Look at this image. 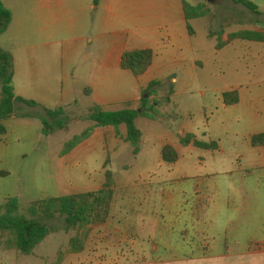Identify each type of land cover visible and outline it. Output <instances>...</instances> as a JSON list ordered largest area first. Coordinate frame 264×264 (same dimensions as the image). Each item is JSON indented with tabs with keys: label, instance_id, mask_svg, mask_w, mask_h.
<instances>
[{
	"label": "crops",
	"instance_id": "crops-1",
	"mask_svg": "<svg viewBox=\"0 0 264 264\" xmlns=\"http://www.w3.org/2000/svg\"><path fill=\"white\" fill-rule=\"evenodd\" d=\"M184 1L189 3L99 0L95 6L93 0H1L11 14L4 34L16 29L28 30L30 36L22 38L23 42L10 39L6 46L1 44L4 34L0 36V49L12 57L13 92L16 97L39 105L15 103V115L30 117L15 116L5 121L3 138L12 134L11 120H19L31 132L32 150L44 161L40 173L44 174L45 183L42 187L37 185L44 190L40 200L101 189L107 170L105 162L97 175L74 174V165L76 162L88 165L94 153L100 150L105 153L107 140L118 144L124 141L126 133L121 126L117 130L95 128L63 154L64 144L69 140L62 145L44 141L49 131L44 133L38 118L45 116L43 108L63 109L65 116L79 110L84 98L93 103L84 108L86 114L94 105L107 111L128 105L137 109L142 91L151 82L160 81L157 96L160 116L156 121L136 120L142 135L140 149L148 143L147 128L165 122L178 93L199 91L203 96L207 90L214 93L213 104L209 108L200 107L206 133L200 131V125H192L188 112L174 142L168 135L158 138L162 143L157 167L163 162L161 150L165 146L178 154L175 164L166 165L169 171L180 166L181 152L197 153V160L188 166L181 165L177 179L158 184L161 212L156 214L151 228L141 230L140 236L138 224L122 217L125 219L122 229L121 222L116 221L122 208L114 211L111 205L106 224L87 231L84 250L72 254L81 257L72 256L70 263L76 260L78 264H264V146L251 143L253 136L264 134V43L229 40L230 35L239 32L264 35V0H245L258 8V14L232 0H222L223 3L213 6L211 17L188 22ZM60 32L67 33L69 38L59 41ZM218 41L222 43L220 48ZM141 50H151L153 61L145 74L135 77L121 68V57L125 52ZM59 58L61 99L52 107L36 93L51 92V78L57 73L51 65H57ZM236 61L245 62L236 66ZM123 83L129 87L124 94ZM230 92L237 93L238 102L224 106L222 95ZM187 135L200 142H214L217 150L198 148L193 141L182 145L180 139ZM43 141L44 147L40 149ZM206 155L212 156L213 173L205 176L206 180L197 175L192 177L194 182L185 184L190 189L188 196L183 183L190 178L185 168L189 167L188 172H199ZM113 179L116 187L114 175ZM75 181L82 183L75 186ZM48 186L57 188L58 195L48 193ZM73 188L83 192H73ZM12 197L23 202L27 194L18 191ZM111 245L117 250H111Z\"/></svg>",
	"mask_w": 264,
	"mask_h": 264
},
{
	"label": "rangeland",
	"instance_id": "rangeland-1",
	"mask_svg": "<svg viewBox=\"0 0 264 264\" xmlns=\"http://www.w3.org/2000/svg\"><path fill=\"white\" fill-rule=\"evenodd\" d=\"M187 1L191 4L199 2L198 4L203 3L207 5L211 11V15L212 8H214L213 6L223 3L222 0H210V2H207V0ZM203 26H207L206 21L203 22ZM28 35V30L22 32L17 31L16 29H11L7 34H4V36L1 37V44L6 46V42L10 39H16L23 42L22 38L24 37L30 39V36ZM68 38L69 35L67 33H59V41ZM60 54L61 51L58 50L57 57H59ZM238 62H235L236 66L245 61ZM56 63L57 65L55 66L51 65V67H55L57 71L56 74L53 73L54 75H52L51 78V92L36 93L38 94L36 96H39L38 98H41V100H44L47 104L49 103L52 107H54L55 104H58L61 99V90L59 86L61 79L60 71L62 67L61 59L59 58ZM11 72L13 74L12 68ZM17 79L16 85H18ZM17 88L18 87L16 86V89ZM122 88L123 94L126 90H129L128 84L126 83H123ZM16 92L18 93V91ZM213 101L214 93L209 90L206 91L205 96L199 91L180 92L178 93V96L174 97V105L169 107V114L166 116L165 122L161 124H151L147 128L148 131L146 135L149 136L148 143L146 145L143 144L142 147L138 149L140 151L134 153V147L125 141L115 144L107 140L105 153H103L102 150H100L99 153H94V155L89 158L88 165H84V163L81 162L75 163L74 169L76 172H74V174L79 175L86 172L87 174L90 173L97 175L105 162V168L110 170L116 177L117 185L112 207L114 211L115 208H122L120 210L121 216H118L116 219V221L119 220L121 222L122 229L125 228V219L129 220V222L134 221L133 223L136 222L138 224V227L140 228V236L141 230L144 232V229L151 228L155 220L154 218H156V214H160L161 212V206L159 204L160 193L157 189L158 184H162L165 180L177 179L182 171V167L180 169L181 165L188 166L197 160V153L185 151L179 153L180 166H176L174 170L169 171L166 166L167 163L165 162H161V167H157L156 162L159 160V148L162 143L161 141H158V138L170 136V140L174 142L180 127L185 124V118L187 117L188 112H191L192 125H200V131L206 133V123H204L205 119L200 107L207 105L209 108L213 104ZM92 104L93 103L90 99L81 98V108L79 110L70 109L73 114L62 115L58 119H49L48 117H45L47 122L46 130L49 131V137L44 141L52 142L54 145H62L63 142L71 140L74 136L81 135L90 125L83 119L84 114H86L84 108ZM207 117H209L208 114ZM10 125L13 128L11 136L8 135V137L3 138V135L0 137V205L3 204L6 199L11 198L12 194H16L18 191L27 194V197L22 198V203L26 204L29 203L28 201L32 200L38 201L42 196L41 193L44 192L42 188L37 186L39 185L42 187L45 183L42 182L44 180V174L41 175L40 173L41 168L44 165L43 157L38 155V152L32 150L30 144L32 141V134L25 129V126H23L19 120H11ZM58 126L63 127L62 129H59ZM121 129L126 131L124 126H121ZM44 141L39 144L40 149L44 147ZM203 143L210 144V142ZM24 153H26L27 156L22 158L21 155ZM203 160L199 172H188L189 167L185 168L187 171L185 173L190 178L187 182L183 183L186 187V194H188V196L190 195V189L185 184L193 183L194 180L192 177L197 175L205 178V176H210L213 173L214 168L211 163L212 156H203ZM64 175H68L66 171L64 172ZM37 177L41 180L36 179ZM204 180H206V178ZM80 183L82 182H73L75 186ZM71 190H73V192H83L82 189L75 190L73 188ZM47 192L53 196L58 195L57 188L55 187L48 186ZM143 199H145L144 203H142ZM122 217L125 219L122 220ZM45 224L50 230L49 235L39 246H37L33 254L29 256H19L15 252L5 251L1 246H3L6 236L4 237L0 234V264H61V262L65 261L64 264H78L76 260H71L72 263H70L72 256L76 259V257H81V255H72L71 253H68V241L71 236H74L75 232H66L64 218L57 217L46 221ZM95 228L97 227H90L87 231H91V229L93 230ZM92 234L95 237L96 233L92 232ZM110 248L111 250H117V248L114 249L113 245H111ZM59 258L61 259L59 260Z\"/></svg>",
	"mask_w": 264,
	"mask_h": 264
},
{
	"label": "trees",
	"instance_id": "trees-1",
	"mask_svg": "<svg viewBox=\"0 0 264 264\" xmlns=\"http://www.w3.org/2000/svg\"><path fill=\"white\" fill-rule=\"evenodd\" d=\"M241 4L255 14H258V8L245 0H232ZM99 0H93L97 6ZM187 22L193 19L211 17V11L207 5L201 3L192 6L183 2ZM11 22L10 12L3 6L0 0V36L3 35ZM189 33L191 32L188 25ZM248 40L264 43V35L255 32H239L229 36V40ZM222 43L218 41L217 48ZM153 52L151 50L129 51L121 57V68L130 71L135 77H140L148 70L153 61ZM12 57L9 53L0 49V137L5 135L6 128L4 122L17 116L18 118H27L29 115H15L14 104L23 103L29 107H39L34 101L24 100L16 97L12 88L13 74ZM161 87L160 81L151 82L143 91L137 109H132L129 105L117 111H107L100 106L90 107L84 120L88 122L89 127L81 135L74 136L64 144L63 154L70 152L79 143L86 139L95 128L113 127L116 130L120 126L126 129L124 141L134 147V153L138 151V145L141 141V131L136 126V120L145 118L156 120L160 116L157 101L158 90ZM172 92H169V96ZM168 99V97H167ZM224 106H231L238 102L236 92L224 93L222 95ZM45 116H38L47 133V122L49 119H58L64 114L63 109L48 110L43 108ZM63 126H58L62 129ZM191 141L201 149L217 150L216 143L205 144L195 140L193 136L187 135L181 137L180 143L187 145ZM251 143L255 146H264V134L253 136ZM162 161L173 165L178 159L176 151L165 146L161 150ZM116 187L110 170L105 171V182L101 189L95 192L71 194L60 197H48L46 199L22 203L17 198L11 197L0 205V234L6 240L1 246L5 251H12L21 256H29L49 235V228L46 221L57 217H63L66 232H75L68 241V253L78 254L84 250L87 229L90 227H99L106 224L111 205L114 201ZM61 258H59L60 260ZM60 262V261H59Z\"/></svg>",
	"mask_w": 264,
	"mask_h": 264
},
{
	"label": "water",
	"instance_id": "water-1",
	"mask_svg": "<svg viewBox=\"0 0 264 264\" xmlns=\"http://www.w3.org/2000/svg\"><path fill=\"white\" fill-rule=\"evenodd\" d=\"M207 2H210V0H207Z\"/></svg>",
	"mask_w": 264,
	"mask_h": 264
}]
</instances>
